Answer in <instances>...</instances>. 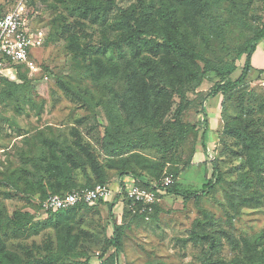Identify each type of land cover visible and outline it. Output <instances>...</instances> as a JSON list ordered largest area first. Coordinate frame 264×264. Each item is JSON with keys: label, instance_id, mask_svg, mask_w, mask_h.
I'll return each mask as SVG.
<instances>
[{"label": "rangeland", "instance_id": "obj_1", "mask_svg": "<svg viewBox=\"0 0 264 264\" xmlns=\"http://www.w3.org/2000/svg\"><path fill=\"white\" fill-rule=\"evenodd\" d=\"M16 1L0 0V15L9 11ZM79 1L83 0H34L33 24L48 34L49 25L59 21L57 17L66 14L67 8ZM95 1L98 0H86L89 5ZM165 1L170 0H115L119 8L136 15L143 5L146 6L154 29L163 35L172 33V26L166 22L162 10ZM99 3L105 1L99 0ZM214 11V19L225 34L223 42L219 43L211 29L204 25L202 15L198 18L195 16L183 28L197 51L212 61L210 67L224 75L228 67H235L223 81L232 82L238 78L244 65L245 55L238 54L240 48L252 37L255 29L264 23V0H220L219 7L215 6ZM114 16L115 11L108 12V21H114ZM39 19L43 22L47 20V25L40 26ZM67 20L72 23L77 18ZM69 35L63 34L53 40L49 47L34 51L37 63L30 77L36 75L38 80L34 81L32 104L24 105L18 101L0 105V217L6 215L10 219L15 212L31 216L29 224L21 230H14L10 223L5 220L2 223L1 219L0 229L5 228V233L0 236L5 251L15 253L23 263L36 259L42 261L36 264H50L46 258H50V253L56 254L66 240L70 244L68 251L66 249L68 255H56L58 258L53 264H80L86 258L95 262V253L102 252L107 242L114 239V223L123 228L121 252L113 264H204L210 253L214 258L232 262L239 255L234 247L236 243L255 236H261L264 243V205L242 204L235 209L229 204L228 197L237 190V195H243V201L254 199L257 195L264 198V172L248 173V183L233 186L239 178L243 162L237 157L239 143L233 127L240 128L251 119L254 124L262 120L264 122V39L257 43L251 58V71L244 84L229 99L218 94L205 103L208 125L204 136L203 116L199 112L200 95L207 93L219 80L217 74L206 73L199 88L192 90L189 85L175 81L174 76L168 73L169 87L160 84L147 87L152 97L154 88H162L154 100L158 105L151 116L150 125L154 127L152 131L158 134L165 132L164 135L169 136L175 144L164 155L153 148L136 147L135 144H128L126 148L124 145L119 151L129 161L135 160L132 156L135 153L164 163L160 173L153 169L160 178L159 183L165 176L173 175L174 181H178L177 190L180 192L183 188L200 189L204 177H210V163L214 159L228 181L212 194L197 203L188 201L184 204L179 198L165 195L161 198L159 210L149 222L136 216L129 219L127 208L119 199L114 200L113 206L109 208L111 198L109 203L68 213L47 214L38 209L36 205L43 197V192L35 180L30 181L33 176L30 159L37 153V137L42 134V137L71 143L73 137L79 136L89 143L97 161L103 164L104 158L100 151L101 147L108 144L102 142L105 133H112L119 124L123 126V131L130 130L125 126L124 117L120 118L119 98H125V89L130 90L128 98L131 101L139 104L141 98L137 92L139 73H136V62L131 59L130 46L125 48L123 55L115 49L106 52L104 65L113 61L118 63L117 80L106 84L108 81L99 78L100 73L91 60L82 62V58L87 55L92 57L94 43H102L104 39L114 40L115 34L107 28H103V33H100L98 27L89 25L85 38L79 41L81 52H76L69 45ZM161 57L163 54H160ZM40 65L46 66L51 72L47 79L42 78L44 70ZM130 69L134 73L129 74ZM15 70L5 72V77L16 80ZM60 82L68 84L70 90L66 88L65 92L59 86ZM79 95L87 99L95 97L99 103L91 111ZM113 114H117L116 119L111 117ZM176 124L194 126L195 130L182 139L174 134L173 127ZM258 129L261 138H264V127L259 126ZM74 131L77 134H73ZM244 169L248 171V168ZM106 171L108 184L113 189L118 181L117 170L113 167ZM81 178L80 175H73V181L81 182ZM115 195L113 193L112 197ZM63 230L67 233L62 244L60 239ZM197 231L198 241L194 243L189 238L191 233ZM207 233L212 235L210 238L214 239L217 246L214 251L209 250L210 240H200L206 238ZM113 251V247L108 248L109 253Z\"/></svg>", "mask_w": 264, "mask_h": 264}, {"label": "trees", "instance_id": "obj_2", "mask_svg": "<svg viewBox=\"0 0 264 264\" xmlns=\"http://www.w3.org/2000/svg\"><path fill=\"white\" fill-rule=\"evenodd\" d=\"M104 1L105 3L101 4L98 0L89 5L86 0H83L76 2L72 7H68L66 14L63 13L57 17L59 21H53L52 25H49L50 28L47 37L42 47L38 50L40 51L41 49L49 47L53 40H57V38L63 34L70 33L68 36L69 45H71L76 52H81L79 51V41L85 38L86 30L89 25L98 27L100 33H103V28H107L115 34L116 38L114 40L104 39L102 43H94L91 48L92 57H88V55L84 56L82 62L84 60H91L92 65H94L97 72L100 73L99 78L104 82L108 81L106 82V84H108L117 80L118 63L113 61L109 65H104L103 59H105L106 52L109 49H115L123 55L125 48L130 46L131 59L136 62V73H139L137 74V82L140 84L137 92L141 97L140 103L138 104L135 101H131V99L128 98L130 96V90L126 89L125 98L122 96L118 101L120 118H122V116L124 117L125 126L130 128V130L127 132L123 131V126L119 124L113 129L112 133H105L102 142H108V144L105 145V147H101L102 151H100L104 158L103 164L97 161V157L92 152L93 148L90 147L89 143H85L79 136L73 137L70 143L67 140L60 142L58 139L54 140L50 137H42V134H40L36 139V143L39 144V146L37 147L32 143L33 146H36L37 153L30 159L33 168V176H31L32 178H30V181L35 180L43 192V197L36 205L40 211H43L41 209V203L50 195L63 196L72 191L92 189L96 185H109L106 170L115 167L118 176L117 184L121 185V187L123 186V179L130 178L134 180V184L138 187L148 189L155 185L159 188V192L157 193L158 202L153 206L154 210L153 213L148 216L149 220H145L147 216L146 213L140 212L141 203L131 207L127 197L122 200L127 208L129 219L136 216L144 222H149L159 210L161 198L165 195L179 198L182 200L183 204L188 201L197 203L201 199L208 197L228 180H225L220 166L217 161L213 159L210 163V177H204V184L200 189L191 190L183 188V191L180 192L179 189L177 190V188H179L178 181H174L175 178L173 175H171L173 178L172 185L161 188L159 184L160 178H158L159 176L155 172H157V169L158 173H160L165 165L164 163L152 161V159L144 155L135 153L132 155L135 157V160L129 161L119 154L120 149L124 145L126 148L128 144H135L136 147L153 148L156 152L164 155L167 150L175 144L169 136L164 135L165 132H160L158 134V132L152 131L154 127L150 125L151 116L154 113V109H156L155 107L158 105L154 100L155 97L162 92V88H154L155 93L153 95L154 97H152V95L147 92V87L153 85L158 86L159 84L163 87H169L167 83V74L169 73L174 76L175 81H181L183 82L181 85H189L193 90L199 88L206 73L210 72L217 74L219 80L212 85L207 93L200 95L201 104L199 112L203 116L202 122L204 131L202 136H204L208 125L207 113L204 109L205 103L208 99L214 98L218 94H221L225 99H229L233 92L244 84L247 74L251 71V58L256 50L257 43L264 39V23H262L260 28L255 29L252 37L247 39L240 48L238 53L239 56L245 55L244 65L240 75L236 80L224 83L225 76L231 73L235 67L233 65L228 67L226 69V75L210 67L212 66V61L197 51V47L189 41L186 29L183 28L185 24L194 19L195 16L198 18L202 15L204 25L211 29L214 36L218 39V42H223L225 34L214 19V7H219L220 0L165 1L162 10L164 9L163 14L166 22L172 26V33L164 35L154 29V25L150 22L146 6L143 5L139 14L136 15L132 11L129 12L119 8L115 0ZM33 4L34 0L31 1L30 13L33 12ZM111 11H115V19L112 22L108 21L107 18L108 12ZM4 14L0 15V17ZM75 17L77 18L76 21L72 23L67 22V18L70 19ZM63 18L64 20H62ZM261 20L262 18H260V21ZM38 22L40 26L47 25L48 23L47 20L43 22V20L40 19ZM160 54H163V57L160 58ZM83 55L85 54L83 53ZM36 63L37 60H35V65ZM200 64H202V67ZM40 67L44 70V73L41 74L42 78L47 79V76H51V72L46 66L40 65ZM15 69L16 80H10L0 76V105L12 102L17 103L18 101H22L24 105L32 104L33 102L31 93L35 89L34 81L38 80V78H36V75L30 77L31 71L23 64L16 65ZM128 73H134V70L130 69ZM152 81L155 83H151ZM59 86L63 88L65 92L70 90L68 84L60 82ZM79 97L91 111H93L96 104L99 103V100L95 97L90 99L85 98L83 95H79ZM93 100H95V102H91ZM41 108L42 107H40L39 110H41ZM116 115L117 114H113L111 117L116 119ZM259 126L264 127L263 120L254 124L253 119H251L240 128L233 127V133L235 137H237V142L239 143L237 146V150L239 151H237V157L243 159L239 178L233 183V186L248 183V173L259 174L264 172V138H261L260 130L258 129ZM173 130L174 134L184 139V137H186L189 132H193L195 128L190 125L176 124ZM73 134H77V131H74ZM115 158L118 160L114 161L116 160ZM130 163L133 164L131 165ZM188 163L189 162H187L186 165H188ZM244 168H248V171H245ZM204 172L206 174V171ZM75 174L82 177L81 182L73 181V175ZM237 192V190H234L232 194L228 196L230 200L229 204L235 209L238 205L242 204L255 206L264 205V202H262L264 198L259 195L254 199L250 198L249 200L243 201V195H237ZM118 199L119 197L116 196L114 200ZM102 203L106 202L101 201L97 205ZM112 206L113 202L109 204V208ZM88 207L91 206L79 203L73 207L57 212H43L47 214L68 213L69 211H80ZM30 218L31 216L27 213L21 214L15 212L10 219L6 215H2L0 217V222L2 219V223L7 221L14 230H21L29 224ZM207 223H210V221ZM205 226L206 225H202V227ZM68 227L69 226H67V228ZM122 228V225L114 223L113 241H110V243L107 242L102 252H98L99 257L94 256L93 260H96L95 262H91V260L86 258L84 262L80 264H108L109 262L113 264L121 252L120 241L122 237ZM1 233H5V228L0 229V234ZM66 233V230L62 231L60 239L62 244L64 243V236H66ZM198 233V231L191 233V238H189V240L197 243L198 239L196 238L198 237ZM210 237H212V235L207 233V237L200 240H210L209 250L212 249L214 251L217 249V246L213 242L214 239ZM260 238L261 236H255L250 239H245L240 243H236L234 247L237 249L239 255L236 256L232 262H225L221 258H214L210 253V256L205 258L206 261H204V264H264V243ZM69 245L70 244H67L65 240L60 250L56 254L50 253V258H46V260L50 261V264H53L58 258L56 255L65 257L68 255L66 249ZM220 246L221 244H219L218 247ZM109 247L114 248L113 253L108 252ZM40 262L42 261L32 259L23 263L21 258L15 255V253L5 251L0 236V264H36Z\"/></svg>", "mask_w": 264, "mask_h": 264}, {"label": "built area", "instance_id": "obj_3", "mask_svg": "<svg viewBox=\"0 0 264 264\" xmlns=\"http://www.w3.org/2000/svg\"><path fill=\"white\" fill-rule=\"evenodd\" d=\"M31 1L17 0L12 8L0 17V76L2 77H5V72L15 69L19 64L25 65L31 72L36 68L34 51L42 47L47 33L33 24L35 14L34 11L32 13L29 11ZM122 183V187L118 184L116 195L113 197L109 185H96L92 189L72 191L63 196L50 195L41 203V209L45 212H57L79 203L93 206L118 196L120 201L127 197L131 207L141 203L140 212L146 213L145 220H149L148 216L153 213V206L158 202L159 188L155 185L148 189L138 187L130 178L123 179ZM172 183V176L167 175L159 184L161 188H166ZM95 256L99 257V253H95Z\"/></svg>", "mask_w": 264, "mask_h": 264}, {"label": "crops", "instance_id": "obj_4", "mask_svg": "<svg viewBox=\"0 0 264 264\" xmlns=\"http://www.w3.org/2000/svg\"><path fill=\"white\" fill-rule=\"evenodd\" d=\"M111 187V186H110ZM118 188V185H117V183H116V185H115V187L112 189V187H111V189H112V192L115 194V192H116V189ZM112 199V198H111ZM115 199V198H114ZM114 199H112V201L110 200V203L111 202H113L114 201ZM119 201V200H118ZM120 203H123L122 201H119ZM106 203H109V200L108 201H106Z\"/></svg>", "mask_w": 264, "mask_h": 264}]
</instances>
